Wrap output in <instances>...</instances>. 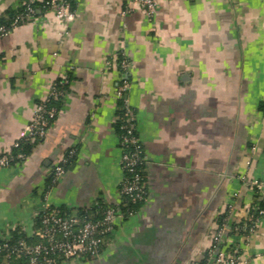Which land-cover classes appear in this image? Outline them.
Instances as JSON below:
<instances>
[{
  "label": "crops",
  "instance_id": "0c3cea01",
  "mask_svg": "<svg viewBox=\"0 0 264 264\" xmlns=\"http://www.w3.org/2000/svg\"><path fill=\"white\" fill-rule=\"evenodd\" d=\"M70 1L66 30L43 10L0 36V155L66 82L45 136L26 160L0 169V237L12 229L30 237L45 193L71 214L121 203L122 54L145 198L114 219L98 259L61 264H198L222 215L220 241L241 252L235 264H264V215L249 235L226 234L253 207L249 183L264 196V0H155L151 17L127 0ZM22 3L0 0V19Z\"/></svg>",
  "mask_w": 264,
  "mask_h": 264
},
{
  "label": "built area",
  "instance_id": "2783aa9c",
  "mask_svg": "<svg viewBox=\"0 0 264 264\" xmlns=\"http://www.w3.org/2000/svg\"><path fill=\"white\" fill-rule=\"evenodd\" d=\"M127 1L143 9L148 17L152 16L155 0ZM36 2L41 3L43 10L52 11L64 30L74 19V11L70 9L66 0H26L24 10L13 20L12 28L20 21L24 22L33 18ZM10 30L1 26L0 36ZM118 66L120 78L116 89V99L121 102L122 111L116 115L115 121L119 123L121 131L118 139L121 149L120 167L123 174L118 197L120 202L135 204L143 202L145 198V156L142 144L135 132V114L127 100V91L130 85L129 65L122 54L119 57ZM65 83V81H59L60 88H57L55 84L46 99L36 105L33 117L25 126L19 139L12 144L10 149L0 155V169L26 160L27 156L22 152L23 144L33 143L45 136L51 124L49 121L56 114L54 108L47 106L46 102L62 97V87ZM74 152L75 150L71 149L67 156L70 157ZM68 157H64L60 162L54 164L52 168L53 182L64 175ZM249 185L255 190L258 200L264 205V196H259L260 183L252 181ZM118 204L105 202L95 204L92 207V216L88 215L87 209H84L80 214H63L61 210L49 203L45 193L37 214L38 223L30 237H23L14 242H10L8 234L0 237V251L4 252L0 264H61L64 261H95L100 256L104 239L112 231L114 219L133 213L132 211H120ZM254 207V210L249 213L250 218L255 212L260 216L264 215V208L259 209L256 205ZM240 230L238 228V231ZM223 232L224 226L222 225L217 229L212 244L207 250V255L213 258L216 264H235L241 255L237 247L230 251L216 246ZM27 238H30L31 241H27Z\"/></svg>",
  "mask_w": 264,
  "mask_h": 264
},
{
  "label": "trees",
  "instance_id": "16d2710c",
  "mask_svg": "<svg viewBox=\"0 0 264 264\" xmlns=\"http://www.w3.org/2000/svg\"><path fill=\"white\" fill-rule=\"evenodd\" d=\"M25 1L26 0H23L22 5H20L15 11H12L7 18H1L0 19V27L4 26L6 29H12L13 20L15 19V17L19 13H21L24 10V7H25L24 2ZM66 1L69 3L70 9L73 10V5H72L71 1L70 0H66ZM34 8H35L34 16L37 14V12L43 11V9L41 8V3L40 2H36L34 4ZM22 22L23 21H20L18 24H20ZM119 57L120 56H118V60H119ZM119 75H120V71H119ZM119 78H120V76H119ZM56 85H57V88H60L58 82L56 83ZM62 89H63V87H62ZM61 99H62V97H60V98H58L56 100L51 99V100L46 102V105L49 106V107H53L55 112H57L58 106H59V103H60ZM117 104H118L117 105L118 106L117 115H119L121 113V111H122V106H121V102L120 101H118ZM54 118H55V116H54ZM54 118L51 119L49 122L51 123L54 120ZM115 123H116L115 124L116 132L119 135L120 132H121L120 129H119V123L117 121ZM36 141L37 140H35L33 143H25V144H23L22 152L27 157L29 156V153L31 152V149L34 146ZM71 159H72V157H68V162L67 163H69L71 161ZM19 163H20V161H19ZM67 163L65 164V169H66ZM258 199H259L258 196L255 195L253 207H254V205H256V206H258L259 209L260 208H264V205ZM141 203L142 202L131 204L129 202L123 201V202L118 204V208L122 212H126V211H132L133 212L140 206ZM253 207L249 211V213L252 212V210H254ZM61 212L63 214H70L69 212L63 211V210H61ZM82 212H83V210L81 209V210H79V211H77L75 213L80 214ZM87 213H88L89 216H92L93 215L92 208L91 209H87ZM249 213L246 215L245 219L241 220L240 222H237L235 224L234 223L230 224L229 228L226 230V234L228 236H230V235H237V236H247V235H249L250 231L253 230L257 219L260 217V215H258V213L255 212V214L252 216V218H250ZM37 223H38V219H36L35 227H36ZM218 224H219V226L227 225V221L224 220V215L219 217ZM35 227H34V229H35ZM238 228H240L241 230L238 231ZM8 235H9V238H10V242H14L15 240H18V239H21V238L24 237V235L19 231V229H12L11 231L8 232ZM26 240L27 241H31L30 238H27ZM216 246L219 247V248L225 249V250L229 249L230 251L234 250V247H235V246H233L231 244V245H228L225 248L224 246H226V242H224V241H219ZM237 253H239V252L237 251ZM3 256H4V252L0 251V259H3ZM212 263H214V259L211 258V257H208L207 252H206L204 254L203 259L198 264H212Z\"/></svg>",
  "mask_w": 264,
  "mask_h": 264
}]
</instances>
